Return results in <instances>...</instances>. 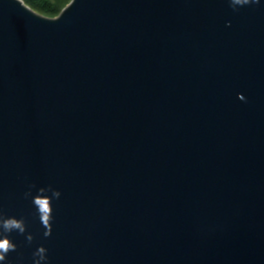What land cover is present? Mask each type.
Instances as JSON below:
<instances>
[{"label":"water","instance_id":"1","mask_svg":"<svg viewBox=\"0 0 264 264\" xmlns=\"http://www.w3.org/2000/svg\"><path fill=\"white\" fill-rule=\"evenodd\" d=\"M0 215V264H264V0H0Z\"/></svg>","mask_w":264,"mask_h":264},{"label":"clouds","instance_id":"2","mask_svg":"<svg viewBox=\"0 0 264 264\" xmlns=\"http://www.w3.org/2000/svg\"><path fill=\"white\" fill-rule=\"evenodd\" d=\"M252 3H258V0H230L231 7L235 10L238 6H245ZM240 99H244L242 95L239 96ZM51 191V196L47 195L46 192ZM30 195V193H26ZM60 192L52 189L40 188L37 194L33 197V204L38 210L39 219L46 229L44 232L45 236L51 234V221H52V199L59 198ZM0 262L5 261L7 254L10 251H15L16 245L9 239L7 234L18 231L20 234H24L26 231V226L23 219H17L15 217H4L0 215ZM26 239L31 242L33 237L28 234ZM46 249L41 246L34 253L35 257L34 264H42L46 261Z\"/></svg>","mask_w":264,"mask_h":264},{"label":"trees","instance_id":"3","mask_svg":"<svg viewBox=\"0 0 264 264\" xmlns=\"http://www.w3.org/2000/svg\"><path fill=\"white\" fill-rule=\"evenodd\" d=\"M70 0H24L26 4L39 13L49 17L57 16Z\"/></svg>","mask_w":264,"mask_h":264}]
</instances>
